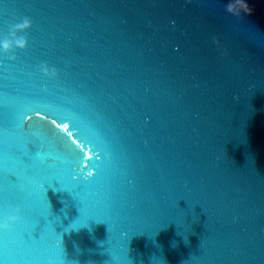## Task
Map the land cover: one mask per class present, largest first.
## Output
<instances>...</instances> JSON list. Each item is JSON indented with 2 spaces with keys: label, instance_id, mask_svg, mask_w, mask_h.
Masks as SVG:
<instances>
[{
  "label": "water",
  "instance_id": "water-1",
  "mask_svg": "<svg viewBox=\"0 0 264 264\" xmlns=\"http://www.w3.org/2000/svg\"><path fill=\"white\" fill-rule=\"evenodd\" d=\"M229 2L0 0V264H264V0Z\"/></svg>",
  "mask_w": 264,
  "mask_h": 264
},
{
  "label": "clouds",
  "instance_id": "clouds-1",
  "mask_svg": "<svg viewBox=\"0 0 264 264\" xmlns=\"http://www.w3.org/2000/svg\"><path fill=\"white\" fill-rule=\"evenodd\" d=\"M226 11L229 15L236 18H240L242 14L251 15V9L244 2V0H235L234 3H229L226 7ZM32 27L31 20L29 18H23L21 21L10 24L8 35L0 41V48H2L5 54H9L10 59H15L14 53L16 50H25L28 47V39L23 33L28 32ZM214 43L219 47V41L214 40ZM226 54V50H225ZM42 73L49 77L54 78L57 73L54 69H49V67L44 64L41 65ZM14 214L6 216L5 222L0 224V230L7 231L13 224H15L19 219V209L13 210Z\"/></svg>",
  "mask_w": 264,
  "mask_h": 264
},
{
  "label": "snow or ice",
  "instance_id": "snow-or-ice-1",
  "mask_svg": "<svg viewBox=\"0 0 264 264\" xmlns=\"http://www.w3.org/2000/svg\"><path fill=\"white\" fill-rule=\"evenodd\" d=\"M229 3H231V2H229ZM229 3L225 4V8H226V6H227ZM15 22H18V21H15ZM15 22H13V23H15ZM9 26H10V25H9ZM49 69H50V68H49ZM52 69H54V68H52ZM50 70H51V69H50ZM54 70H55V69H54ZM55 71H56V70H55ZM36 115H39V113H36ZM30 118H31L30 116H26V117H25V119H30ZM53 123H55V121H53ZM56 126H57V127H60V125H58V124H57ZM67 127H68L67 124H65V125H64V129L67 130ZM68 135L71 136L72 134L69 133ZM74 142H75V141H74ZM6 216H7V212L5 213V218H6ZM62 264H65V261H63Z\"/></svg>",
  "mask_w": 264,
  "mask_h": 264
}]
</instances>
